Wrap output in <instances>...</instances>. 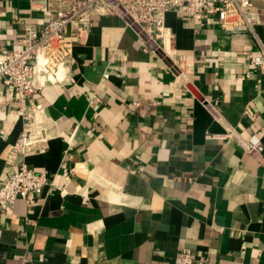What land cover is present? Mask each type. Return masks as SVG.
<instances>
[{
	"label": "crops",
	"instance_id": "obj_1",
	"mask_svg": "<svg viewBox=\"0 0 264 264\" xmlns=\"http://www.w3.org/2000/svg\"><path fill=\"white\" fill-rule=\"evenodd\" d=\"M251 1L254 36L175 11L165 51L118 13L67 33L68 64L34 95L42 151L10 149L22 120L0 82V184L22 161L49 177L0 211V264H264V74L243 77L264 0ZM46 20L44 0H0V53ZM227 128L260 147L212 137Z\"/></svg>",
	"mask_w": 264,
	"mask_h": 264
},
{
	"label": "built area",
	"instance_id": "obj_2",
	"mask_svg": "<svg viewBox=\"0 0 264 264\" xmlns=\"http://www.w3.org/2000/svg\"><path fill=\"white\" fill-rule=\"evenodd\" d=\"M44 8L47 20L42 24H25L19 47L0 53V82L10 91L14 111L22 120L21 130L10 145L12 151L19 153L43 150L35 145L47 138L40 132L45 125V112L34 97L39 79L56 77L58 70L68 64L72 44L67 33H79L91 24L94 16L105 13L126 16L155 40H161L164 51L171 32L163 19L169 11L202 21L219 14L223 27H243L253 36L255 33L256 13L251 0H44ZM258 44V52L246 56L248 70L243 77H248L252 69L264 74V43ZM262 90L264 92V86ZM132 104L139 107L137 101ZM212 137L217 140L234 138L246 152L256 151L261 145L256 134L241 137L229 128L213 133ZM48 183L49 177L44 171H35L22 161L0 184V211L12 209L17 199L29 202ZM26 261L23 257L21 264ZM181 261L190 262L188 253L181 254Z\"/></svg>",
	"mask_w": 264,
	"mask_h": 264
},
{
	"label": "water",
	"instance_id": "obj_3",
	"mask_svg": "<svg viewBox=\"0 0 264 264\" xmlns=\"http://www.w3.org/2000/svg\"><path fill=\"white\" fill-rule=\"evenodd\" d=\"M158 49H159V50H157L158 55L162 57V59L165 61V63L167 65L171 66L172 61L168 57V55L162 49H160L159 47H158Z\"/></svg>",
	"mask_w": 264,
	"mask_h": 264
}]
</instances>
